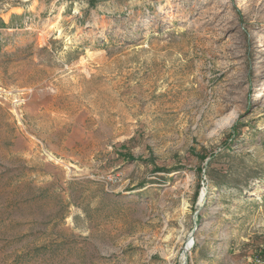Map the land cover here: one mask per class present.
<instances>
[{"label": "rangeland", "instance_id": "rangeland-1", "mask_svg": "<svg viewBox=\"0 0 264 264\" xmlns=\"http://www.w3.org/2000/svg\"><path fill=\"white\" fill-rule=\"evenodd\" d=\"M264 264V0H0V264Z\"/></svg>", "mask_w": 264, "mask_h": 264}, {"label": "water", "instance_id": "water-1", "mask_svg": "<svg viewBox=\"0 0 264 264\" xmlns=\"http://www.w3.org/2000/svg\"><path fill=\"white\" fill-rule=\"evenodd\" d=\"M188 248H185L182 253V264H186V255H187Z\"/></svg>", "mask_w": 264, "mask_h": 264}, {"label": "bare ground", "instance_id": "bare-ground-1", "mask_svg": "<svg viewBox=\"0 0 264 264\" xmlns=\"http://www.w3.org/2000/svg\"><path fill=\"white\" fill-rule=\"evenodd\" d=\"M188 248V247H187ZM188 250H189V248H188ZM181 261H182V258H181Z\"/></svg>", "mask_w": 264, "mask_h": 264}]
</instances>
